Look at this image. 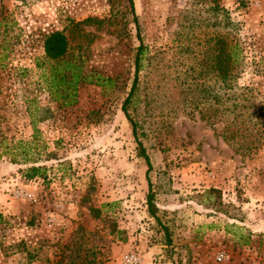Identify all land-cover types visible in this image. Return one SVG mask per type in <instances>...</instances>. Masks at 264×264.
Masks as SVG:
<instances>
[{"label": "rangeland", "instance_id": "obj_1", "mask_svg": "<svg viewBox=\"0 0 264 264\" xmlns=\"http://www.w3.org/2000/svg\"><path fill=\"white\" fill-rule=\"evenodd\" d=\"M222 36L241 55L227 115L260 141L246 154L204 122ZM34 133L44 177L0 149V264H264V0H0V140Z\"/></svg>", "mask_w": 264, "mask_h": 264}, {"label": "trees", "instance_id": "obj_2", "mask_svg": "<svg viewBox=\"0 0 264 264\" xmlns=\"http://www.w3.org/2000/svg\"><path fill=\"white\" fill-rule=\"evenodd\" d=\"M127 1L129 3L130 10L132 11V0ZM141 44L142 43L138 45L137 52L134 57L135 77L129 95L123 100L121 104V112L128 120L134 135H136V128L134 126V123L131 119H129L128 114L126 113V104L128 103L129 98L132 95L133 89L136 85V73L138 70L139 54L142 47ZM216 44V53L215 56H213L211 70L213 71V73H215L217 89L220 94L218 99H220V105H222V107H220L218 112L215 114L213 123L207 122L205 121V119L204 122L211 129L216 124L220 125V129L216 135L221 136V138H223V140L227 142L234 150L246 154L248 152H252V150L257 148L260 144V141L255 140L253 136H250L249 134H244V132L248 129L244 127V122H242L238 118V113H234L233 116L230 117H228L227 115V113L231 112V110L234 109V107L237 105L236 102L240 97V94H233L231 96L229 93L234 92V89H237L239 87L237 79L239 76L238 70L241 63V55H234L237 51L235 44L229 46L224 36L217 39ZM68 45V39L62 31H52L48 33L43 40L42 51L44 57L51 60H58L65 54ZM226 101H230V106L224 105V102ZM198 118L201 120L203 119L201 114L198 115ZM4 139L5 138H1L0 140L1 152L2 154H5L7 158H9L10 163H20L25 166L20 172L21 178L24 181H28L35 177L45 176V167L41 164H36L34 157H32V154L36 152L35 150L39 148L38 146L45 147L42 141H40L39 139L37 140L36 133L32 135V140L18 141L15 145L12 146H9ZM138 145L140 155L142 156L146 164L145 179H147L148 183V192L146 195L147 210L149 211V213L153 214V192L151 189L150 179H148L147 177V172L150 169V163L148 161L147 155L144 152V147L140 142H138ZM90 211L97 212V209L90 208Z\"/></svg>", "mask_w": 264, "mask_h": 264}, {"label": "built area", "instance_id": "obj_3", "mask_svg": "<svg viewBox=\"0 0 264 264\" xmlns=\"http://www.w3.org/2000/svg\"><path fill=\"white\" fill-rule=\"evenodd\" d=\"M138 261V256L134 253L129 254L128 256H125L124 262L127 264H134Z\"/></svg>", "mask_w": 264, "mask_h": 264}]
</instances>
